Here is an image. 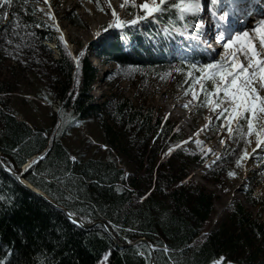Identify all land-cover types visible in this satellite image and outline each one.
I'll return each instance as SVG.
<instances>
[{"label":"trees","instance_id":"16d2710c","mask_svg":"<svg viewBox=\"0 0 264 264\" xmlns=\"http://www.w3.org/2000/svg\"><path fill=\"white\" fill-rule=\"evenodd\" d=\"M23 8L22 0H13L5 8L8 19L0 21V161L19 172L28 158L47 146L59 118L45 158L24 178L68 213L86 222L103 221L123 247L99 225L88 229L76 225L0 167V264H150L145 244L126 246L138 237L158 248L156 264H212L219 258L223 263L264 264V192L258 177L248 178L243 200L235 199L211 225L216 195L189 170L191 165L206 164L215 152L201 140L197 144V139L192 147L182 144L187 134L176 122L152 105L133 101L114 81L126 67L169 68L170 60L155 59L152 44L167 39L163 28L169 26L171 13L120 30L108 44L92 46L100 59L111 60L118 68L108 72V91L99 101L95 85L100 75L89 49L75 67L64 40L34 27L39 21L31 3L27 14ZM127 17L135 18L132 12ZM14 28L18 35H13ZM125 37L133 41L131 55L122 51ZM47 43L53 44L57 57ZM18 93L34 96L29 101L33 117L18 107ZM65 99L55 112L52 104ZM40 100L48 105L47 111L41 112ZM85 118L97 122L101 135L96 148L104 145L102 152L83 153L72 143ZM229 151L224 149L222 159L212 164L208 179L216 182L230 171Z\"/></svg>","mask_w":264,"mask_h":264},{"label":"rangeland","instance_id":"374dc122","mask_svg":"<svg viewBox=\"0 0 264 264\" xmlns=\"http://www.w3.org/2000/svg\"><path fill=\"white\" fill-rule=\"evenodd\" d=\"M32 2H34V0H32ZM32 2L30 3L32 4ZM49 2L51 4V13L54 19L45 16L39 11H35L36 19L39 23H43L44 26L41 28L48 29L55 36L60 37L62 33L64 42H66V45L73 56H76L80 50L84 52L89 49L88 56L90 61L98 69L100 75V79L95 85V94L99 97L98 100L101 101L102 94H105L108 91V72L110 70H117L118 68L111 60L100 59L97 56V53L94 52L92 46H98L99 44L111 41L114 38L113 34H117L120 30H125L127 24L122 28L113 27L107 32L101 31L103 28H106L109 23L115 22L116 17H113L112 15L113 9L116 11L118 18L123 21H129L131 19V17H127L128 13L132 12L134 17H136L137 15H142V12H140L137 7H132L128 4L121 8L120 5L124 3V0H111L112 3L115 2L114 7H109L104 0H99V4H97L95 0H92V2H89V0H49ZM142 2L143 0H135L137 5ZM90 5L95 9L94 14L92 15L87 12ZM36 7H44L45 11L49 10L43 0H39ZM101 9H103V11ZM100 16H104L102 21L95 23L96 20L94 18ZM135 26L139 27V23L134 25V27ZM57 29H59V31ZM98 31H101V35L99 36L96 35ZM177 39L178 37L176 40ZM122 40V43L125 45L124 49L129 50L132 46V40L126 37L122 38ZM179 41L183 43V47H179L178 44L173 43L171 49L166 55L175 52L181 58L177 61L171 60L167 70H157L153 67L150 69L126 67L122 68L117 76L115 75L116 80L114 81L118 87H120L123 94L131 98L133 101L152 105L165 117L167 113H171V115L168 116V119L176 122V124L187 134L183 139V141H187V143L183 144L192 147L193 141L199 139L208 144L215 152L214 156L210 158L206 164L197 166L191 165L189 170L195 181L202 184L208 191L214 192L216 195L214 199V214L211 220V225H213L223 216V214H225L229 205L235 199L243 200L242 188L246 185L248 178L252 175L258 177L261 189L264 192V147L256 148V138L254 134L247 137V139L252 141L246 146L247 151L252 153V155L242 162L241 167L237 168L235 161L238 157L232 150L235 149L236 152H239L243 149L244 145L234 143L232 139L228 138V132L226 130H221L218 127L219 124L225 123V121L223 119L218 121L216 119V113L212 111L211 107L201 106L202 101L194 105H189V109L187 110L181 107V105L191 99V94L187 96L184 95L185 89L189 88V85H191L192 89L199 92V83L192 84V79L187 76L189 70L187 64L184 65L182 72L178 73L172 69L173 67L181 66V61L183 59L181 56L182 50L186 54L193 51L189 50V45H193L194 50L201 51L203 54H205L206 50L204 48H195L193 42L186 41L184 38H180ZM156 43L157 42H154L153 44ZM253 45L257 51L261 50L260 45H256L255 43H253ZM48 46L53 50L54 57H57V52L53 49V44L49 43ZM223 55H225L224 50L218 45L217 50L212 54L207 55L204 61L195 60L194 63L200 67L214 62L213 57H215V60H220ZM240 59H243V57H240ZM198 75H200V73L193 70V76L195 77ZM161 77H163V79H161ZM205 87H207V82H205ZM18 94L19 95L16 99L18 107L22 106L31 116L34 115L33 108L29 106V101L33 99L34 96L29 94L25 98L23 94ZM39 104H41L39 106L41 112L48 110V105L45 101L40 100ZM56 105L57 101L52 104L53 110L56 109ZM173 105H175V107H173ZM209 119L212 121V129L203 131L200 133L199 137H196L194 134L201 129ZM49 121V119L46 120V123H49ZM232 127L235 130V122L232 123ZM77 132L78 133L75 134L76 136L72 143L76 146H81V151L83 153L89 154L91 151H94V149L95 151L98 150L102 152L105 149V146L102 144L99 149L96 148L98 140H100L101 131L94 119H82L77 127ZM190 137H192V139H189ZM221 138L225 139L226 145H221ZM224 149H230L229 167L230 170L235 171L237 175L235 177H229L227 173L222 175L221 179L214 182V180L207 178L208 170L210 168L208 165L212 166V161L216 158V155L223 157L225 155ZM253 149H255V152H253ZM94 154L96 155L97 152ZM261 219L264 221V208L262 209ZM217 262H219V264H232V262L223 263L221 258L215 260L212 264H217Z\"/></svg>","mask_w":264,"mask_h":264},{"label":"snow or ice","instance_id":"6c2138e0","mask_svg":"<svg viewBox=\"0 0 264 264\" xmlns=\"http://www.w3.org/2000/svg\"><path fill=\"white\" fill-rule=\"evenodd\" d=\"M30 2L32 0H22L25 14H27V7ZM38 2L39 0L32 2L33 11H39L54 19L49 0H43L49 9L48 11H45L44 7H36ZM89 2H92V0H89ZM95 2L99 4V0H95ZM108 3L111 7V0H108ZM12 4L13 0H0V21L8 19V11L5 8L10 7ZM126 4L137 7L142 15H137L130 21H123L118 18L116 11L113 9L112 15L116 17V20L103 28L102 32H107L113 27L122 28L126 24L136 25L149 18L156 20L166 13H171L168 17L169 26L163 28V32L167 37H183L186 41L194 42L195 48L203 47L206 51L215 52L216 49L211 47L208 40L204 39L207 25L201 16L202 12L207 11L210 13L215 21L213 25L215 33L212 34L211 39L223 48L225 55L221 56L220 60H215V57H213L214 62L198 67L196 63L188 61L187 54L182 50L181 66L173 67L172 70L178 73L182 72L184 65L187 64L189 69L187 76L192 79V84L199 83V92L189 85V88L185 89L184 95L191 94V99L181 107L187 110L189 105L201 101V106L211 107L212 111L216 113V119L225 121V123L219 124L218 127L221 130H226L229 134L228 138L232 139L234 143L244 145L239 152L232 150L238 157L235 161L237 168L241 167L242 162L252 155L247 151L246 146L252 142L247 137L254 134L256 148L264 147V131H260L264 130V15L255 24L250 25L249 21L252 20L255 13L252 11L248 0H143L138 5L135 0H124L120 7L123 8ZM101 10L103 11V9ZM42 26H44L43 23L34 25L36 28ZM18 27L19 24L17 23L16 28ZM248 27H251L253 33L259 35L260 51H257L254 47L253 37H250L249 31L246 30ZM16 28L13 29V35H18ZM57 30L59 31V29ZM101 31H98L96 35H101ZM25 35L35 37L34 32H26ZM60 40H64L62 33ZM7 43L12 44V40H7ZM16 47L19 48L20 45L17 44ZM189 50H194L193 45H189ZM240 57H243V59H240ZM77 63H79L78 59ZM193 70L199 72L200 75L194 77ZM205 82H207V87H205ZM170 115L171 113H167L165 119ZM233 122L236 124L235 130L232 127ZM211 129L212 121L209 119L194 135L199 137L201 132ZM189 139H192V137ZM181 143H187V141ZM196 143L200 144L202 142L197 139ZM220 143L226 145L225 139L221 138ZM172 151L173 149L169 148L167 154H171ZM207 151L212 154L211 149ZM253 152H255V149H253ZM44 158V156L39 157L41 160ZM71 159L75 161L76 157H71ZM220 159L222 157L216 155L212 163L215 164ZM34 163H36L35 160L26 165L25 171L31 168ZM208 167H211V165H208ZM236 175L235 171L230 170L228 172L229 177H235ZM68 215L72 219L74 214L69 213ZM72 222L79 225L78 220L73 219Z\"/></svg>","mask_w":264,"mask_h":264},{"label":"water","instance_id":"95a60500","mask_svg":"<svg viewBox=\"0 0 264 264\" xmlns=\"http://www.w3.org/2000/svg\"><path fill=\"white\" fill-rule=\"evenodd\" d=\"M48 44L49 43H47V45ZM81 54H82V50H80L77 53V55L74 56L75 67H77V59H79ZM75 71H76V68L73 71V75L75 74ZM70 94H71V91L69 92L68 95H70ZM66 99L64 100V102L62 104L58 105L56 107V109H54L55 112H58L60 107L65 103ZM59 125H60V119L56 118L55 123H54L53 128H52V131H51V133L49 135V138H48L47 146L40 153L28 158L26 160V162L22 165V167H21L19 172L16 173V172H13L11 170L6 169L3 166V164L1 163V161H0V167L3 169V171L6 174L10 175L20 186H22L23 188L27 189L31 193L41 197L42 199H44L46 202H48L53 207L61 210L70 221H72L73 219L78 220L79 221V226L82 227V228H85V229L91 228V227H93L95 225H99V226H101L103 228L105 233L112 239V241L114 242L115 245H117L118 247H123V245L120 244L116 240V238L111 234V232L109 231V229L107 228V226L105 225V223L103 221L94 220V221H91V222H86L82 218H80L78 216H75V215H73L72 219H70L69 215H68L69 213L65 210V208L54 204L41 190L35 188L34 186H32L29 182H27L25 180V178H24L25 173H26L25 166L28 165L31 161L35 160L36 163H34L32 165V168L35 167L41 161V159H39V157L46 155V153L48 152V150L51 147L52 140H53V138L55 136V133H56L57 128L59 127ZM129 242H131V243H129ZM129 242H127L126 246H137V245L142 244V243L145 244L147 246L148 250H149V253H150V264H156L155 263V258H154V251L156 249H158V248L153 247L151 245V243L145 237H138V238H135L134 240H131Z\"/></svg>","mask_w":264,"mask_h":264},{"label":"bare ground","instance_id":"6f19581e","mask_svg":"<svg viewBox=\"0 0 264 264\" xmlns=\"http://www.w3.org/2000/svg\"><path fill=\"white\" fill-rule=\"evenodd\" d=\"M104 2H106V4L109 6L108 1L104 0ZM114 3H115V2H113V3L111 2V5H113V6H111V7H114ZM86 9H87V8H86ZM87 12H88V14H90V15L94 14V12H95L94 7H93L92 5H90V6L88 7V9H87ZM103 17H104V16H100V17H96V18H94V19L96 20L95 23H99V22H101L102 19H103ZM261 18H262L261 16H257V19H258V20L261 19ZM252 19H254V16L252 17ZM249 24H250V25H251V24H255V22H253V21L250 20ZM249 28L251 29V27H248V28H246V30L249 31V35H250V37H253V43H255L256 45H257V44L260 45V44H259V35L253 33L252 30H250Z\"/></svg>","mask_w":264,"mask_h":264}]
</instances>
